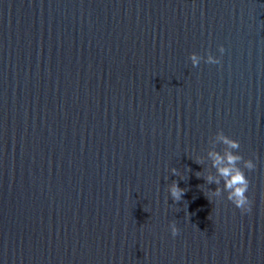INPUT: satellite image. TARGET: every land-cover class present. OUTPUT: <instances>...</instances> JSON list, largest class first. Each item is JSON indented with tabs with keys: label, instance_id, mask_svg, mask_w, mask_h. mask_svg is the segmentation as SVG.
Returning <instances> with one entry per match:
<instances>
[{
	"label": "water",
	"instance_id": "95a60500",
	"mask_svg": "<svg viewBox=\"0 0 264 264\" xmlns=\"http://www.w3.org/2000/svg\"><path fill=\"white\" fill-rule=\"evenodd\" d=\"M0 264H264V0H0Z\"/></svg>",
	"mask_w": 264,
	"mask_h": 264
},
{
	"label": "clouds",
	"instance_id": "9594fccd",
	"mask_svg": "<svg viewBox=\"0 0 264 264\" xmlns=\"http://www.w3.org/2000/svg\"><path fill=\"white\" fill-rule=\"evenodd\" d=\"M219 52L223 54V46L219 47ZM193 66H197L200 58L196 55L190 57ZM206 63L209 64H219V58L213 57L211 55L207 56L205 59ZM217 140L226 146V151L221 155L218 151L209 152L208 155L212 160V166L216 169L220 180L214 181L211 176L206 178L202 177L206 183H220L223 181V190L226 192V199L230 201L236 208L240 209L241 213L250 211V200L246 193L249 189V180L246 178L243 169L249 171L255 168L252 160L243 159L241 155L238 154L236 150L239 149V142L229 138L224 135L222 131L216 133ZM197 163H200L197 160ZM242 164V167L240 166ZM223 165V166H222ZM173 175H179L176 168L171 169ZM199 175V174H198ZM169 196L173 202L181 201L184 195V189L180 188L176 181L170 183L167 187ZM212 191H210L211 193ZM218 195V192L212 193ZM212 195H209L211 198ZM210 201V199H209ZM171 235L175 237L178 234V228L173 222L169 225Z\"/></svg>",
	"mask_w": 264,
	"mask_h": 264
}]
</instances>
